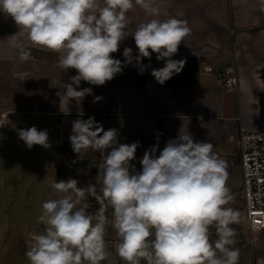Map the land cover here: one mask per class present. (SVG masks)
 Here are the masks:
<instances>
[{"label": "clouds", "instance_id": "1", "mask_svg": "<svg viewBox=\"0 0 264 264\" xmlns=\"http://www.w3.org/2000/svg\"><path fill=\"white\" fill-rule=\"evenodd\" d=\"M136 6L152 18L127 32V14ZM264 11V0H261ZM0 14L10 17L19 31L10 36L9 45L19 52L21 62L31 52L23 45L47 49L59 54L58 67L77 74L71 82H57L61 97L79 103L92 88L77 90L82 81L103 86L129 64L139 66L143 58L165 60L162 68L151 71L163 85L179 74L185 59L174 60L180 44L191 33L186 20L160 19L155 0H0ZM134 37L137 54L124 48V61L111 54L129 36ZM167 58V59H165ZM20 82L28 73H14ZM75 85V87H74ZM96 96L94 103L102 100ZM118 130H104L94 117L72 124L70 143L75 153L91 150L100 153L101 163L95 185L78 187L73 178L54 179L50 187L57 198L42 204L38 221L40 233H30L25 256L29 264H102L109 256L105 240L112 209L116 254L126 264H238L235 248L240 222L238 210L227 205L234 199L227 187L228 165L210 142L194 141L180 132L157 155V144L145 151L136 171L131 161L139 142L123 144ZM29 149L34 145L50 147L47 130L35 126L18 131ZM89 196L99 204L95 215L81 201ZM216 239H211V228Z\"/></svg>", "mask_w": 264, "mask_h": 264}, {"label": "crops", "instance_id": "2", "mask_svg": "<svg viewBox=\"0 0 264 264\" xmlns=\"http://www.w3.org/2000/svg\"><path fill=\"white\" fill-rule=\"evenodd\" d=\"M155 6L160 10V19L186 20L191 28L172 59L193 60L202 63L203 68L211 67L212 71L203 69L190 82L166 81L163 85L154 77L145 82L135 78L122 83L108 81L103 86L82 81L77 90L92 88L93 94L86 95L79 103L61 97L63 89L56 87L58 81L71 82L76 70L68 69L70 75L64 78L58 63L41 65L32 52L28 61L21 62L18 50L9 45L10 36L19 28L10 17L0 14V71H5L8 86L0 104L2 112L10 117L8 126L0 129V213H7L2 210L7 209L8 200L27 199L30 191L35 190L37 198H45L48 193L49 198H57L50 187L54 179L59 182L73 178L81 187L79 177L59 174V152L62 146L71 147L73 122L89 117L101 123L105 131L117 129L119 143L139 142L135 156L140 160L145 151L157 144V137V155L180 132L191 134L194 141L210 142L227 162V187L231 192L242 188L239 134L243 129L264 130L261 0H155ZM127 17L126 34L152 18L139 6ZM23 45L30 51L54 53L59 57L55 52L31 46L27 40H23ZM126 47L133 49L134 56L137 54L132 35L112 57L123 62ZM153 59L157 60L155 53L150 59L143 58L142 63L146 66ZM162 61L165 62H158ZM229 66L237 69L235 89L226 87L222 80V73ZM185 70L178 75H185ZM19 72L28 73V79L20 82L14 75ZM96 96L103 99L94 103ZM33 126L47 130L50 147L34 145L29 149L19 138L20 129ZM252 242L256 263L264 264V229L253 234Z\"/></svg>", "mask_w": 264, "mask_h": 264}, {"label": "rangeland", "instance_id": "3", "mask_svg": "<svg viewBox=\"0 0 264 264\" xmlns=\"http://www.w3.org/2000/svg\"><path fill=\"white\" fill-rule=\"evenodd\" d=\"M33 53L35 58L41 65L51 66L58 63L59 57L54 53H42L38 51H30ZM180 60V59H174ZM158 60H151L146 64L151 67H145L144 73L139 74V66L134 65L133 67L128 65L123 68L122 74H119L117 77L112 79L110 82L122 83L134 81L132 78H135L138 81H150L153 79L151 71L153 68L159 69L162 68L165 64L164 61L158 62ZM202 64V63H201ZM200 63L191 61H186L181 74L185 75H174L171 81L174 83H185L190 82L192 78L198 75L204 68ZM149 68V70H147ZM5 71H0V97L4 95L6 86L5 80ZM70 73L63 70V77L65 78ZM1 105V104H0ZM2 105L0 108V114L2 113ZM238 161V156L236 157ZM59 174L64 175H75L79 177L81 188H86L90 184H96V178L99 174V164L101 163V156L98 152H93L91 150L77 154L73 151L72 146L69 148L61 149L59 152ZM131 164L135 167L136 171H140L142 165L140 159H134L131 161ZM21 193H19L20 195ZM234 199L230 202L228 207H232L235 210H238L240 213V222L233 224L232 227L236 230V244L235 248L239 249V261L238 264H257L254 255V247L248 226L246 224L245 215H244V200L242 197V192L240 188H237L231 192ZM29 198L27 199H18L11 198L8 200L9 205L6 211V214L0 213V264H29L25 252L27 251L26 240L29 237L30 233H40L44 229V225L38 221V217L42 212V204L49 198V193L47 197H35L36 193L30 191L27 193ZM93 202L96 200L89 196ZM90 202L86 203L88 206ZM93 210L95 212L99 209V204H92ZM106 216L108 217V225L106 228V243L107 250L109 252L108 259L102 263L104 264H126L115 251V244L117 241V236L115 229L112 227V209L108 208L106 211ZM211 239L214 241L216 237L215 228L210 229ZM253 237V236H252Z\"/></svg>", "mask_w": 264, "mask_h": 264}, {"label": "built area", "instance_id": "4", "mask_svg": "<svg viewBox=\"0 0 264 264\" xmlns=\"http://www.w3.org/2000/svg\"><path fill=\"white\" fill-rule=\"evenodd\" d=\"M204 71H212L204 66ZM224 85L229 89L238 86V73L235 66H229L222 73ZM10 123L7 112L0 114V129ZM239 154L242 168V197L244 215L251 238L253 234L264 229V130H241L238 138Z\"/></svg>", "mask_w": 264, "mask_h": 264}, {"label": "trees", "instance_id": "5", "mask_svg": "<svg viewBox=\"0 0 264 264\" xmlns=\"http://www.w3.org/2000/svg\"><path fill=\"white\" fill-rule=\"evenodd\" d=\"M119 74H117L115 77H117ZM114 77V78H115ZM113 78V79H114ZM140 82H145V81H140ZM62 149L64 148L63 146L61 147ZM88 202H90V204H88V206H87V212L89 213V214H91V215H95L97 212H95V210H93L92 208H93V206H90L91 205V203L92 204H98L97 202H93L91 199H90V197H88L86 200H83V201H81V206H83V205H86V203H88ZM107 236V235H106ZM106 236H105V238H106ZM102 264H104V263H102Z\"/></svg>", "mask_w": 264, "mask_h": 264}]
</instances>
